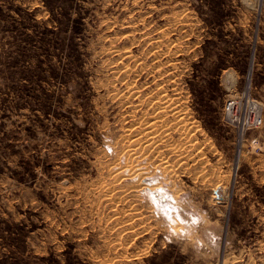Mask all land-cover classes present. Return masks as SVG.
<instances>
[{
	"label": "rangeland",
	"instance_id": "obj_1",
	"mask_svg": "<svg viewBox=\"0 0 264 264\" xmlns=\"http://www.w3.org/2000/svg\"><path fill=\"white\" fill-rule=\"evenodd\" d=\"M0 264H264V0H0Z\"/></svg>",
	"mask_w": 264,
	"mask_h": 264
},
{
	"label": "bare ground",
	"instance_id": "obj_2",
	"mask_svg": "<svg viewBox=\"0 0 264 264\" xmlns=\"http://www.w3.org/2000/svg\"><path fill=\"white\" fill-rule=\"evenodd\" d=\"M165 30V29H164ZM161 32V30H160ZM129 34V33H128ZM159 42V40H158ZM109 47V46H108ZM107 48V47H106ZM160 48V47H159ZM117 49V48H116ZM154 49V48H153ZM112 50V49H111ZM109 51V50H108ZM121 51V50H120ZM119 52V51H118ZM158 52V51H156ZM170 52V51H169ZM132 54V53H131ZM159 54V52H158ZM117 55V54H116ZM133 55V54H132ZM156 55V54H155ZM161 55V53H160ZM118 56L124 60H129L131 59L130 55H129V51L126 52V51H122V52H119L118 53ZM134 56V55H133ZM173 57V56H172ZM140 58V57H139ZM176 58V56H175ZM120 60V59H119ZM135 60V59H133ZM144 60V59H143ZM142 60V61H143ZM153 60V59H152ZM157 60V59H156ZM122 61V60H121ZM138 61V59H137ZM141 61V63H142ZM146 61V60H145ZM129 62V61H128ZM127 62V64H128ZM136 62V61H135ZM134 62V63H135ZM154 63V62H153ZM127 64H123L122 67L120 68L122 71H124V74L126 75L128 72H130V70L128 69L129 65L127 66ZM155 64V63H154ZM135 66V65H134ZM137 67V66H135ZM134 67V68H135ZM131 68V67H130ZM133 68V69H134ZM138 68V67H137ZM150 68V67H149ZM161 68V67H160ZM119 69V70H120ZM132 69V68H131ZM162 69V68H161ZM117 70V69H116ZM118 70V71H119ZM135 70V69H134ZM117 71V72H118ZM160 71V70H159ZM121 72V71H120ZM138 72V71H137ZM178 72V71H177ZM119 73V72H118ZM117 74V73H116ZM178 76V75H177ZM157 79V78H156ZM169 80V79H168ZM124 82V81H123ZM137 82V81H136ZM134 83V82H133ZM131 85V84H130ZM161 85V84H160ZM113 87V86H112ZM129 88V87H128ZM131 88V87H130ZM138 88V87H137ZM118 90V88H117ZM142 90V89H141ZM137 91V90H136ZM123 92V91H122ZM121 92V93H122ZM132 89H129L128 90V94H124L123 98V101L126 100L125 98H128L129 99V96L131 97H135L136 95H138V92H134L132 94ZM118 93V92H117ZM137 93V94H136ZM162 93V92H161ZM180 94V93H179ZM120 95V94H119ZM128 95V96H127ZM140 95H138L139 97V102L141 105L143 102H146L148 103L149 105L153 104V103H156L158 104L157 107H153V110L152 112L154 111H157L158 109H162L164 110L165 112H167V110H169V112H171V115L173 116V118H176V119H179L180 120V123H184V124H187L188 122V112L186 114V112L183 111V108L182 110H179L178 107L175 108V107H172V105H170L169 103L167 102H164V100L162 101H159L158 98L157 101L159 102H155V98L153 96H151V98H146V99H143L140 97ZM180 96V95H179ZM159 97V96H158ZM141 98V99H140ZM120 99V100H121ZM154 100V101H153ZM129 101V100H128ZM125 101L126 104H129L130 101ZM128 102V103H127ZM132 102V101H131ZM120 103H123V102H120ZM125 104V103H124ZM123 104V105H124ZM156 104L154 106H156ZM250 104V103H249ZM252 105V104H251ZM256 105V104H255ZM130 106V105H129ZM257 106V105H256ZM125 108V107H124ZM136 108V107H135ZM137 109V108H136ZM153 112V114H154ZM164 113V112H163ZM123 116V115H122ZM121 116V117H122ZM163 116V115H161ZM132 117V115H131ZM130 117V118H131ZM159 116H155V115H152V113H144L141 115V117H139V119L137 121H135L133 124H131V126H129L128 128H126L121 136V140H123L124 143L127 144V146L125 147V150H124V155L125 157L122 159H118V162L113 166L111 167L110 171H112L113 173L112 174H115L114 178H115V181H118L121 177H123L122 174H124L125 172H130V173H133L134 175H136L138 177V181H137V185H136V188L139 189V187H143L144 186V167L143 166H139L141 165V159L142 158V155H140L141 153V147H151L153 145V143L155 142V136H154V132L155 130L153 131L154 128L158 127L159 124V118H157ZM135 118V117H134ZM146 118V119H145ZM163 118V117H161ZM128 120V119H127ZM161 120V119H160ZM130 121V120H129ZM144 121V122H142ZM121 123V122H120ZM158 130V129H157ZM157 133V132H155ZM185 134V133H184ZM186 136V135H185ZM188 146V145H187ZM161 164L163 165V168L167 169L169 168L168 166V162H161ZM131 176V175H130ZM133 178V177H132ZM135 178V177H134ZM130 179V178H129ZM134 185V183H133ZM115 188V187H114ZM113 188V189H114ZM111 189V188H110ZM135 190V189H134ZM112 191V189H111ZM129 191V189H128ZM137 191V190H136ZM110 192V191H109ZM127 192V191H126ZM131 193V192H130ZM129 193V194H130ZM133 193V192H132ZM128 194V195H129ZM111 195V194H110ZM125 197H126V194H125ZM110 198V197H109ZM111 200V199H110ZM111 202V201H110ZM112 205V204H111ZM114 206V205H113ZM113 208V207H112ZM132 229V228H131Z\"/></svg>",
	"mask_w": 264,
	"mask_h": 264
},
{
	"label": "built area",
	"instance_id": "obj_3",
	"mask_svg": "<svg viewBox=\"0 0 264 264\" xmlns=\"http://www.w3.org/2000/svg\"><path fill=\"white\" fill-rule=\"evenodd\" d=\"M243 99L229 98L226 101L225 120L241 131L259 128L263 123L260 108L254 102L243 105Z\"/></svg>",
	"mask_w": 264,
	"mask_h": 264
}]
</instances>
